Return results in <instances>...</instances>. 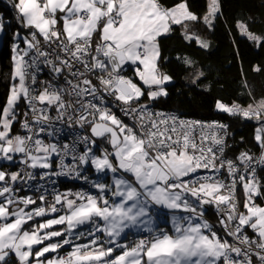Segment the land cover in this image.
<instances>
[{
    "label": "snow or ice",
    "instance_id": "snow-or-ice-1",
    "mask_svg": "<svg viewBox=\"0 0 264 264\" xmlns=\"http://www.w3.org/2000/svg\"><path fill=\"white\" fill-rule=\"evenodd\" d=\"M6 4L15 24L0 14L10 46L0 264H264V93L245 78L250 103L215 102L217 113L254 122L255 147L235 155L222 118L157 108L175 87L165 42L179 31L209 50L200 33L216 28L221 0H206L203 15L188 0ZM258 19L235 26L264 50ZM175 59L200 87L202 66ZM61 178L89 187L60 191Z\"/></svg>",
    "mask_w": 264,
    "mask_h": 264
},
{
    "label": "trees",
    "instance_id": "trees-1",
    "mask_svg": "<svg viewBox=\"0 0 264 264\" xmlns=\"http://www.w3.org/2000/svg\"><path fill=\"white\" fill-rule=\"evenodd\" d=\"M171 2V0H168ZM193 11L203 15L206 10V0H188ZM224 15L217 21L216 28L203 31L200 34L207 39L211 47L205 51L198 49L193 43L191 47L180 36L179 31L172 39L165 42V54L170 55L173 63L168 65L175 78V87H170V96L157 103V107L174 109L186 116L203 119L222 118L230 125L229 144L236 151H229L235 155L239 150L255 147L254 122L243 121L236 117H228L215 111L216 100H223L231 104L240 102L245 106L251 102L248 89L242 87L245 78L257 98L264 93V73H255L252 66L264 65V50L242 37L235 26V21L240 18L247 19L249 15L258 18L264 13L261 0H221ZM7 13L5 20H12L14 12L0 0V14ZM13 25L15 21L12 20ZM256 33L264 32V24L258 19L253 28ZM189 54L206 71V78L196 87L191 83L189 72L178 61L176 56ZM10 46H6L2 37L0 45V106L5 103L7 94L6 74L9 71ZM243 72V75H242ZM210 85V88L208 87ZM207 89V90H206ZM17 127V125H16ZM243 137V143H241ZM233 138L235 144H233ZM264 205V201H259ZM133 239V238H132Z\"/></svg>",
    "mask_w": 264,
    "mask_h": 264
},
{
    "label": "built area",
    "instance_id": "built-area-1",
    "mask_svg": "<svg viewBox=\"0 0 264 264\" xmlns=\"http://www.w3.org/2000/svg\"><path fill=\"white\" fill-rule=\"evenodd\" d=\"M163 110H165V111H173V110H170V109H163ZM176 112H178V111H176ZM182 115L187 117V118H191V119H203V118H195V117H190V116L188 117V116H186L184 114H182ZM203 120H211V119H203ZM18 130H19V126H18ZM64 185H68V187H63ZM57 186H58L60 191H65L67 189H72V190L75 191V190H79L81 188L87 189L89 187L87 184H83L80 181H72V180H68L66 178H61L58 181ZM92 191H94V189Z\"/></svg>",
    "mask_w": 264,
    "mask_h": 264
},
{
    "label": "crops",
    "instance_id": "crops-1",
    "mask_svg": "<svg viewBox=\"0 0 264 264\" xmlns=\"http://www.w3.org/2000/svg\"><path fill=\"white\" fill-rule=\"evenodd\" d=\"M1 42H2V36H0V45H1ZM161 223H163V220H161ZM168 227H170V224L168 225ZM132 236H129V238H128V242L129 243H131V241H132ZM62 252H63V250H61ZM48 255H52V254H48Z\"/></svg>",
    "mask_w": 264,
    "mask_h": 264
},
{
    "label": "rangeland",
    "instance_id": "rangeland-1",
    "mask_svg": "<svg viewBox=\"0 0 264 264\" xmlns=\"http://www.w3.org/2000/svg\"><path fill=\"white\" fill-rule=\"evenodd\" d=\"M242 36V35H241ZM242 37H244V36H242ZM246 38V37H245ZM157 108H160V109H162L161 107H157ZM163 109H166V108H163ZM170 110H173V111H176V110H174V109H170ZM181 114V113H180ZM189 117V116H188ZM190 117H192V116H190ZM213 119V118H212ZM223 122H225V121H223ZM225 123H227V122H225ZM18 126L19 125H17V127H16V130L18 131ZM63 187H68V185H64Z\"/></svg>",
    "mask_w": 264,
    "mask_h": 264
}]
</instances>
